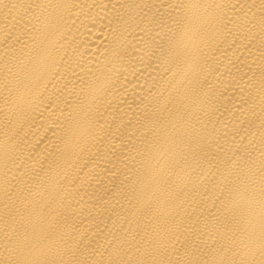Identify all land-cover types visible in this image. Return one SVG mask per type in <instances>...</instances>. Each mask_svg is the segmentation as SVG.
Listing matches in <instances>:
<instances>
[{
	"label": "bare ground",
	"instance_id": "6f19581e",
	"mask_svg": "<svg viewBox=\"0 0 264 264\" xmlns=\"http://www.w3.org/2000/svg\"><path fill=\"white\" fill-rule=\"evenodd\" d=\"M0 264H264V0H0Z\"/></svg>",
	"mask_w": 264,
	"mask_h": 264
}]
</instances>
